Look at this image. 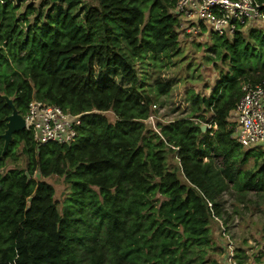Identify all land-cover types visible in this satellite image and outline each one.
<instances>
[{
  "label": "trees",
  "instance_id": "obj_1",
  "mask_svg": "<svg viewBox=\"0 0 264 264\" xmlns=\"http://www.w3.org/2000/svg\"><path fill=\"white\" fill-rule=\"evenodd\" d=\"M94 1L81 13L86 0L23 12L24 0H0V264H184L191 253L203 262L221 195L264 196V152L240 147L228 122L243 83L264 80V29L210 35L229 72L208 97L188 91V116L157 123L158 134L144 122L173 84L145 91L137 64L176 55L179 0ZM3 96L21 116L31 100L81 115L76 140L37 146L23 131L2 154ZM18 148L24 168L5 170ZM52 176L69 187L61 213L41 180Z\"/></svg>",
  "mask_w": 264,
  "mask_h": 264
},
{
  "label": "rangeland",
  "instance_id": "obj_2",
  "mask_svg": "<svg viewBox=\"0 0 264 264\" xmlns=\"http://www.w3.org/2000/svg\"><path fill=\"white\" fill-rule=\"evenodd\" d=\"M45 0H24L19 6L23 12L26 5L31 4L37 9ZM95 6L94 0H86L80 8L81 13L89 6ZM34 15L29 16L32 21ZM249 32V31H248ZM247 33L243 34L247 37ZM213 41L210 35L189 36L178 34V50L176 55L170 58L160 56L149 58L145 66L138 65L139 82L147 92H154L153 85L156 79L171 81L173 86L170 92L157 99L153 106V120H146L145 127L152 130L157 123L167 124L174 120L186 118L190 107L186 101V93L193 91L203 97H208L221 75L229 72L230 64L216 58L210 51ZM109 121L113 122L111 113H105ZM210 119V114L207 115ZM204 126V125H203ZM206 127V126H205ZM157 128V127H156ZM264 152V147H253ZM16 163L7 161L5 170L12 168H24V157L21 148L15 150ZM176 160L168 158L169 166L176 165ZM251 165V163H250ZM44 182L53 186L55 190L54 201L61 213L63 203L69 194V187L63 178L56 176L42 178ZM232 189L224 192L219 203L222 225L226 226V236L232 243L235 257L242 264H264V196L249 193L243 200ZM211 248L205 251L203 262L198 260L193 253L190 254L184 264H227L228 241L221 236L220 226L216 222L210 223Z\"/></svg>",
  "mask_w": 264,
  "mask_h": 264
},
{
  "label": "built area",
  "instance_id": "obj_3",
  "mask_svg": "<svg viewBox=\"0 0 264 264\" xmlns=\"http://www.w3.org/2000/svg\"><path fill=\"white\" fill-rule=\"evenodd\" d=\"M170 14L179 22L180 35L214 34L232 40L237 34L264 29V3L259 0H179ZM241 92V98L228 116L232 138L243 149L264 147V80L243 83ZM22 117L25 131L37 146L74 142L81 123V115L38 100L30 101ZM147 120H153V116ZM152 130L159 134L156 127ZM211 218L220 226L221 236L228 241L227 264H242L225 234L226 226L223 227L221 222L224 218L213 210Z\"/></svg>",
  "mask_w": 264,
  "mask_h": 264
},
{
  "label": "water",
  "instance_id": "obj_4",
  "mask_svg": "<svg viewBox=\"0 0 264 264\" xmlns=\"http://www.w3.org/2000/svg\"><path fill=\"white\" fill-rule=\"evenodd\" d=\"M3 99L6 105L10 108L11 114L5 118L6 121V130L1 135L3 140L2 154L6 152L8 146L12 140V136L16 133L25 131V122L23 117L17 112L12 99L3 96ZM206 129L205 126L201 127V130L204 132ZM31 202V198L28 199V203Z\"/></svg>",
  "mask_w": 264,
  "mask_h": 264
}]
</instances>
